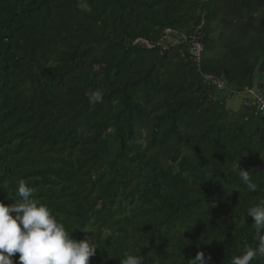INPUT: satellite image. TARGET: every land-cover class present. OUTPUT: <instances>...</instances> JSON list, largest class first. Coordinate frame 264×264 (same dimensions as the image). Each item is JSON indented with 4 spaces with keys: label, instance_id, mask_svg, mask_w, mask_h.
Segmentation results:
<instances>
[{
    "label": "trees",
    "instance_id": "16d2710c",
    "mask_svg": "<svg viewBox=\"0 0 264 264\" xmlns=\"http://www.w3.org/2000/svg\"><path fill=\"white\" fill-rule=\"evenodd\" d=\"M207 8L0 0V203L23 180L71 239L89 237V264H191L197 252L231 264L255 247L246 214L264 199V119L214 100L188 42L162 49L168 31L196 37Z\"/></svg>",
    "mask_w": 264,
    "mask_h": 264
},
{
    "label": "clouds",
    "instance_id": "9594fccd",
    "mask_svg": "<svg viewBox=\"0 0 264 264\" xmlns=\"http://www.w3.org/2000/svg\"><path fill=\"white\" fill-rule=\"evenodd\" d=\"M87 95L92 104L102 101L99 90ZM238 162L234 171L250 193L256 192L253 172L238 169ZM16 192L19 199L14 203H0V264H14V254H19L16 264H89L90 258L97 253L89 237L81 241L71 239L49 208L35 202L33 189L23 180L18 182ZM246 217L253 220L258 243L234 256L231 264H252L254 260L264 258V199L250 207ZM120 264H143V257L128 254ZM191 264H206L205 254L197 252Z\"/></svg>",
    "mask_w": 264,
    "mask_h": 264
},
{
    "label": "crops",
    "instance_id": "0c3cea01",
    "mask_svg": "<svg viewBox=\"0 0 264 264\" xmlns=\"http://www.w3.org/2000/svg\"><path fill=\"white\" fill-rule=\"evenodd\" d=\"M206 1L208 18L198 28L203 48L198 70L223 82L213 98L237 112L242 90L256 86L264 74V0ZM175 37L166 36L162 44L169 46ZM235 95L241 96L238 105Z\"/></svg>",
    "mask_w": 264,
    "mask_h": 264
},
{
    "label": "built area",
    "instance_id": "2783aa9c",
    "mask_svg": "<svg viewBox=\"0 0 264 264\" xmlns=\"http://www.w3.org/2000/svg\"><path fill=\"white\" fill-rule=\"evenodd\" d=\"M172 34V32L168 31L167 34L162 38L161 44L163 43L166 36ZM196 37H192L191 41H187L184 37H175L169 46H178L184 42H188L190 48L188 50L189 58L198 68L200 58L202 55V45L200 43V34L198 31L195 33ZM167 46L162 44V49H166ZM203 82L214 88L216 91H221L224 89L223 82L209 74L202 73ZM242 94L244 95V100L242 102V108L250 111L253 117L258 119H264V74L261 79L258 81L257 85L254 87H247L242 90Z\"/></svg>",
    "mask_w": 264,
    "mask_h": 264
},
{
    "label": "rangeland",
    "instance_id": "374dc122",
    "mask_svg": "<svg viewBox=\"0 0 264 264\" xmlns=\"http://www.w3.org/2000/svg\"><path fill=\"white\" fill-rule=\"evenodd\" d=\"M236 98V101H237V105L239 104L240 100H241V96H238V95H235L233 96ZM236 103V102H235Z\"/></svg>",
    "mask_w": 264,
    "mask_h": 264
}]
</instances>
